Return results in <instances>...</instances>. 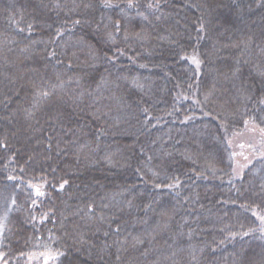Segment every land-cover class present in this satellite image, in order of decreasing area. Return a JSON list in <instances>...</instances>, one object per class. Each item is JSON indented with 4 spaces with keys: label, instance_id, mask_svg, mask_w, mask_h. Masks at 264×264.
Returning <instances> with one entry per match:
<instances>
[{
    "label": "trees",
    "instance_id": "obj_1",
    "mask_svg": "<svg viewBox=\"0 0 264 264\" xmlns=\"http://www.w3.org/2000/svg\"><path fill=\"white\" fill-rule=\"evenodd\" d=\"M248 125L264 0H0L1 263L264 264Z\"/></svg>",
    "mask_w": 264,
    "mask_h": 264
},
{
    "label": "rangeland",
    "instance_id": "obj_2",
    "mask_svg": "<svg viewBox=\"0 0 264 264\" xmlns=\"http://www.w3.org/2000/svg\"><path fill=\"white\" fill-rule=\"evenodd\" d=\"M230 147V165L232 173L240 176L242 169V161H246L252 167L253 172L261 176L264 182V133L254 129L252 125H248L244 130L238 131L231 135L228 140ZM22 192L18 188H11L0 192V264H2V254L5 243L8 239L10 220L16 209L18 198ZM263 216L260 215V218ZM37 249H33V253H37ZM48 252L43 248L41 253ZM43 264H49L47 255L43 258ZM42 262V261H41ZM19 264H21L19 262Z\"/></svg>",
    "mask_w": 264,
    "mask_h": 264
}]
</instances>
